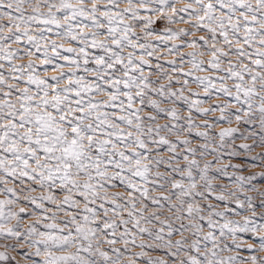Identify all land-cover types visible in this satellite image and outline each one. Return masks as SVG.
I'll return each instance as SVG.
<instances>
[{"label": "snow or ice", "instance_id": "snow-or-ice-1", "mask_svg": "<svg viewBox=\"0 0 264 264\" xmlns=\"http://www.w3.org/2000/svg\"><path fill=\"white\" fill-rule=\"evenodd\" d=\"M0 264H264V0H0Z\"/></svg>", "mask_w": 264, "mask_h": 264}]
</instances>
